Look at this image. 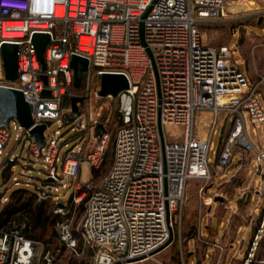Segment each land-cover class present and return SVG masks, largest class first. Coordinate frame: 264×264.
Wrapping results in <instances>:
<instances>
[{
  "label": "built area",
  "instance_id": "built-area-1",
  "mask_svg": "<svg viewBox=\"0 0 264 264\" xmlns=\"http://www.w3.org/2000/svg\"><path fill=\"white\" fill-rule=\"evenodd\" d=\"M225 11L226 0H0V88L20 91L33 107V125L27 129L14 118L3 127L0 106V178L3 161L11 159L22 144L23 152L14 154L15 159L28 170L34 169L32 162L43 166L46 179L54 182L48 194L62 201L60 191L66 190L76 206L85 203L77 232L94 250V264H144L160 254L156 252L172 235L173 243L177 240L178 227L181 238L190 181L211 180L210 152L222 114L230 116L233 128L219 165H230L236 143L247 152L254 150L246 137V124L247 118L256 129L264 124V107L258 98L264 76L250 84L233 62L231 48L207 43L199 29L221 21ZM35 35L50 39L44 64L33 42ZM4 46L18 48L14 82L6 79ZM73 57L88 61L83 95L71 93ZM104 75H124L130 88L116 98L101 97ZM67 97L84 99L78 111L80 129L74 135L81 139L70 148L68 142L60 144V130L47 132L63 121ZM114 101L122 127L111 170L103 180L83 185L84 164L94 171L104 166L110 132L100 118ZM205 113L213 119L205 121V131L196 136L197 115ZM13 120L15 130L24 132L17 134L13 154L7 155ZM43 125L40 149L31 131ZM166 127L181 128L182 141L169 140ZM64 148L68 149L61 156ZM256 161L264 171V151L257 152ZM6 184L0 183L2 206L10 201ZM15 185H20L19 180ZM55 214L65 213L59 207ZM72 223L73 218L57 224L61 242L69 250L78 246ZM27 229L17 220L0 225V264H52L51 252L45 253L42 243L25 237ZM263 236L264 215L243 264L253 263ZM214 247L219 251L218 264L224 249ZM180 264H185L182 254Z\"/></svg>",
  "mask_w": 264,
  "mask_h": 264
},
{
  "label": "rangeland",
  "instance_id": "rangeland-1",
  "mask_svg": "<svg viewBox=\"0 0 264 264\" xmlns=\"http://www.w3.org/2000/svg\"><path fill=\"white\" fill-rule=\"evenodd\" d=\"M264 26V0H226V11L225 16L221 19V21H218L217 23H212L208 25H202L200 26V33L205 38L207 43L214 45V46H222V45H228L231 50L233 51V57L232 60L235 64H237L238 68L244 73L246 77H248V81L250 84H255L258 81V74L260 73L259 65L264 64V33L261 34V30L258 29L259 27ZM257 35H256V34ZM240 44V45H239ZM240 46V47H239ZM246 59V62L249 66L247 68L245 61L243 60V57ZM256 60V64H255ZM250 70V72L248 71ZM250 73V77L248 76ZM261 74V73H260ZM252 82H251V80ZM262 93H264V89L262 90ZM259 102L264 107V97L262 94H259ZM108 110H105L103 112V115L107 112L109 114V118L111 116H115L118 109V103L112 102V104L108 105ZM95 109V106H94ZM202 115L198 114L196 119V129L195 134L196 136H199L200 133L204 132L205 129L202 127L203 123L205 121L210 122L213 118L212 115L208 114V116H205V120H202ZM222 118V115L220 116V119ZM112 119V118H111ZM114 120V119H113ZM112 120V122H113ZM247 121L249 122V119L247 118ZM83 124L85 127H87V117H83ZM249 124V130L250 135L252 136L255 144L260 147L264 148V124L259 126L257 130V134L255 135L253 133V130L255 129V126H253L251 123ZM111 128L116 130V126H112ZM11 129H12V139L10 141V144L8 145L6 149L7 155H12L16 145V136L18 133L24 132L23 129L20 131L15 130V124L14 120L11 122ZM80 129V126H77L76 123H70L66 124L65 122H61L59 124H54L48 129V133H53L56 130H60L62 134V140L60 141V144H64L65 142H68L69 148L74 146L76 143L80 141L78 137H74L76 132ZM218 133L213 138V150L210 152V159L214 162L216 159V154L218 152L219 144H220V137L222 134V122L220 121L219 126L217 128ZM182 129L176 128V127H166L165 128V134L166 137L169 140L175 139V141L181 142L182 141ZM115 135V132H114ZM74 137V139H72ZM68 148H64L62 151V155L67 151ZM22 144L19 146L17 151L14 153L15 155H18L22 153ZM13 154L11 160H15V155ZM26 154V151L24 152V155ZM62 158V157H61ZM5 159V158H4ZM249 156L245 155L243 160L245 163L248 161ZM242 164V162H240ZM244 163V162H243ZM31 167H34V169H26V164L22 161H19V165H16L13 169V179L9 180V182L6 184L7 187V197L11 196L12 193L19 189H25L29 192L40 194L43 190H47L48 186L44 184V181L46 180V175L44 174V168L41 164L32 162ZM253 166V174L249 178L250 181H253L258 173V167L253 160L252 163ZM111 170V164H107L103 171L101 177H106L107 174H109ZM244 170V169H243ZM246 170V169H245ZM108 172V173H107ZM107 173V174H106ZM212 173V180L206 181V180H192L189 183V186L187 188V193L184 201L183 206V221L181 226V238H180V227L176 230L177 233V241L175 240L176 244L171 246L170 248H167L159 255H156V257L153 260H150L144 264H165L167 262H170L171 260H177L178 257H180V242L183 241V244H185L186 240V230H192V231H198L201 229V217L205 215L207 209H208V203L213 202L215 196H219V191L216 190V187L213 185L214 181V173L211 169ZM243 173V172H242ZM93 169L90 165L84 164L82 166V174L80 178L81 184H86L87 182L91 181L93 178ZM15 177L16 180H19L20 185H15ZM259 182L261 183V176H257ZM104 178L100 179L99 181L103 180ZM0 183L2 182V178H0ZM229 192L231 191L230 188L227 189ZM66 190H61L60 193L62 194V201L68 202L71 198V192L66 194ZM55 195H58L55 193ZM221 195V194H220ZM54 200L55 196L52 197ZM259 200V199H258ZM208 202V203H206ZM3 207V206H2ZM261 208H264V199L263 203L261 205ZM264 215V214H263ZM230 216V213H228V217ZM260 219L262 217V213H260ZM77 224H75V228L79 229L81 224V218L76 221ZM208 223V218L205 216L203 217L202 224L205 227ZM250 238L249 236L248 240L244 244L242 250L239 252V259L242 261L246 254L247 249L250 247ZM264 238V236H263ZM260 239L258 247L255 252V257L252 264H264V248H261V241ZM182 239V240H181ZM253 240V238H252ZM251 240V242H252ZM173 244V243H172ZM198 244V242H197ZM53 247L56 249L55 252L52 251V256L54 257V261L52 264H55V261L59 259V264H71L72 261L76 260L77 262L85 261L87 264H94L95 260V252L91 250V253L88 254L89 249H85L83 254H76L68 249H65L63 245H61L58 241L55 242V245ZM64 248V249H62ZM240 248V245L238 246V249ZM199 256L202 255L203 250L198 251ZM206 252V251H205ZM213 248L209 247L207 251V255L209 259H212L213 257ZM234 252L231 254V257ZM261 256L262 258H259ZM219 258H216L218 261ZM186 264H196V256H192L190 259L186 258ZM232 260V259H231ZM167 261V262H165ZM177 262V261H175ZM244 262V260H243ZM239 263V264H243ZM171 263V262H170Z\"/></svg>",
  "mask_w": 264,
  "mask_h": 264
},
{
  "label": "crops",
  "instance_id": "crops-1",
  "mask_svg": "<svg viewBox=\"0 0 264 264\" xmlns=\"http://www.w3.org/2000/svg\"><path fill=\"white\" fill-rule=\"evenodd\" d=\"M258 29L261 30V33L258 36H261V34L264 33V26H260ZM243 60L245 61L247 68H249L244 57ZM248 71L250 72L249 69ZM258 71L261 73L258 74L259 81V77L264 76V64L259 65ZM248 76H251L250 73ZM246 78L248 79V77ZM255 84L252 83V85ZM262 90H260V93L264 97ZM208 114L210 113H205L204 115L208 116ZM204 115L201 116L202 120L205 117ZM220 121L222 122L220 144L215 161L213 162L210 159V170L212 169L214 173L213 185L216 187V190H220L219 193L221 195L219 194V196H215L213 202H206L208 203V209L203 217L205 216L208 218L207 225L205 227L203 226V217H201V229L194 232V237L189 238L188 233L190 230L187 229L185 231L187 235L185 244H183V241L180 242V261L173 264H180L181 254L183 255L184 262L187 261L186 258L190 259L192 256H196V264H217L218 261L216 258H219V251L214 247L215 245L221 246L224 249L223 255L218 264L242 263L245 257L241 261L239 259V252L242 250L250 235L251 243L252 238L259 228L258 223L261 220L259 215L260 213H262V215L264 213V208H261L264 199V171L260 168L256 161L257 152L264 151V148H260L255 144L252 136L250 135L248 124L250 122L247 121L246 137L247 140L254 146V150L247 152L240 143H236L232 148L230 165L225 168L220 166L219 157L228 145L227 141L233 128L230 116L222 114V118L220 119L219 117L217 128ZM257 130L258 128L253 130L255 135L257 134ZM217 133L218 131L216 134ZM245 155L249 156L246 163L243 160ZM253 160H255L258 167L257 176H261L262 178L261 183L259 182L257 176L253 181L249 180L253 174ZM240 162H242V164ZM228 188L231 189L230 192L227 190ZM228 213H230L229 217ZM239 245L240 248L238 249ZM209 247H212L214 251L212 259H209L207 255ZM248 249L245 256L247 255ZM200 250H203L201 256H199L198 252ZM233 252L234 256L231 257ZM165 264L171 263L167 262Z\"/></svg>",
  "mask_w": 264,
  "mask_h": 264
},
{
  "label": "trees",
  "instance_id": "trees-1",
  "mask_svg": "<svg viewBox=\"0 0 264 264\" xmlns=\"http://www.w3.org/2000/svg\"><path fill=\"white\" fill-rule=\"evenodd\" d=\"M84 83L79 89L72 87L71 93L77 94V95H83ZM63 104H64L63 105L64 110H65L64 116H63V122H65L66 124L76 123L77 125V122L80 118V113L78 115H75L71 111L70 97L65 98ZM111 118H109V114L107 112L100 118L101 124L104 127L106 126L108 128V131L110 132V139L107 144L104 166L101 168V170H98V171L93 170L94 174H93V178L91 182L97 183L99 182L100 179L105 178V176L101 177L104 167L107 164H111L112 166V163H113L115 141H116L117 133L119 129L122 127V124L118 120V114H116L113 117L111 116ZM114 125L116 126L115 131L113 128H111ZM103 131L100 132L99 135H101ZM114 132H115V135H114ZM77 136L78 135H76L75 137ZM78 138L81 139V137H78ZM72 139H74V137ZM16 165H19L18 159H15L14 161H12L11 159H5L3 161L1 165V178L4 184L8 183L9 180L13 177V169L15 168ZM2 195L3 194H0V199ZM9 198H10L9 203L4 205L3 207L1 205V200H0V225L1 226L7 225V223L11 220H17L19 224H27L28 229L24 232L25 237L32 241L42 243L44 245L45 253L47 252L52 253V251L55 252V250L57 249L53 247L56 241H58L61 245H63L65 249H68L61 242L60 235L57 230V224L60 221H63V220L70 221L73 218L72 230H73L74 236L78 240V246L75 250H70V251L76 254H83L85 249H89L88 254L91 253V250L94 251L91 248V246L85 244V242L81 239L80 234L77 232V229L75 228V224H77L76 221H78L79 218H81V223L83 221V218L85 215V203H83L79 207L76 206L73 196H71L68 202L56 201L52 198L50 194H48L47 190H43L40 194L39 193L35 194L25 189H19L15 191L14 193H12L11 196H9ZM59 207L63 208L64 213H65L64 215L55 214V210ZM260 222L258 223V226L260 225ZM194 232L195 231L190 230L188 233V237L189 238L194 237L195 235ZM174 244H176V242H174L171 246H173ZM260 247L264 248V238L261 241ZM259 258H262V257L259 256ZM58 261L59 259L55 261V264H59ZM175 261L179 262L180 261L179 257L177 258V260H173V261L171 260L170 262L171 264H173L175 263ZM71 264H87V262L85 261L77 262L76 260H74L71 262Z\"/></svg>",
  "mask_w": 264,
  "mask_h": 264
},
{
  "label": "water",
  "instance_id": "water-1",
  "mask_svg": "<svg viewBox=\"0 0 264 264\" xmlns=\"http://www.w3.org/2000/svg\"><path fill=\"white\" fill-rule=\"evenodd\" d=\"M33 42L38 47L39 58L44 64V53L46 47L49 45L50 39L48 36L35 35ZM17 52L16 46H4L2 49V59L4 62V69L6 73V79L10 82H14L18 78V66H17ZM88 61L80 57H73L71 60V68L74 72V87L79 89L81 87L85 73L88 71ZM130 88L129 81L124 75H104L101 78V91L99 95L101 97L113 96L118 97L120 93ZM44 94H49L45 92ZM71 108L75 115H78L79 107L83 104L84 99L79 97H72ZM0 106L2 109V126L8 127V121L10 119H16L23 127L31 128L33 125L32 114L33 107L28 104L23 94L20 91L10 90L7 88H0ZM80 125V121L78 122ZM102 126H98L97 132L101 130ZM46 131V125L35 128L31 131L32 137L36 140L40 149L43 148L44 132ZM159 131L162 148L165 145L164 130L161 122L159 121ZM46 186L54 184L53 180L46 179L44 181ZM50 190V189H49ZM48 190V191H49ZM219 198V197H218ZM174 240L172 235L169 242L156 254L161 253L167 247H169Z\"/></svg>",
  "mask_w": 264,
  "mask_h": 264
},
{
  "label": "bare ground",
  "instance_id": "bare-ground-1",
  "mask_svg": "<svg viewBox=\"0 0 264 264\" xmlns=\"http://www.w3.org/2000/svg\"><path fill=\"white\" fill-rule=\"evenodd\" d=\"M58 13L61 14V11H59Z\"/></svg>",
  "mask_w": 264,
  "mask_h": 264
}]
</instances>
